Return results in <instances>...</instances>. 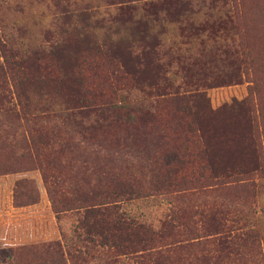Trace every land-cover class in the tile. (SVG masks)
<instances>
[{
  "label": "rangeland",
  "instance_id": "rangeland-1",
  "mask_svg": "<svg viewBox=\"0 0 264 264\" xmlns=\"http://www.w3.org/2000/svg\"><path fill=\"white\" fill-rule=\"evenodd\" d=\"M71 1L0 0V43L5 48L0 49V63L4 65L5 59L13 62L20 60L24 44L31 48V55L25 59L26 72L31 77L49 74L52 79L43 84L31 80L29 86L33 111L25 122L24 135L28 140L30 134L39 137L42 152H50L46 148L57 142L59 137L69 138L73 143L81 140L76 130L87 129L88 122L85 119L76 115L62 120L53 113L57 104H62L67 110L82 105L79 101L76 104L70 94L72 89L82 90V85H91L97 93L102 94L98 98L105 106L126 107L130 104L151 114L138 113L134 118L125 114L121 119H114L108 128L92 130L93 139L82 140V147L72 152L67 148L60 150L53 143V152L48 159L54 158L58 164L56 169L47 170L48 179L26 155L28 152L22 149L24 143L20 135L1 137V161L13 162L18 170L0 174V264L142 263L140 252L119 254L113 246L104 244L95 233L86 232L85 222L89 219L84 216L79 199L86 194L105 190L107 182L97 181L96 173L89 165L94 162L106 163V167L113 168L115 172L131 173L143 186H147L153 176L159 173L157 159L162 150L169 148L162 134L168 128L169 118L163 116L160 110L154 112V108L150 107L158 97L154 95L150 84L162 74L159 65L169 61L177 63V58L165 53L166 47H158L156 52L148 50L143 41L124 46L122 56L116 50L100 48L86 49L80 54V50L72 49L75 35L69 41L64 40L63 44L60 27L70 21L67 19L70 11L93 12L97 8V0H76L75 4ZM135 2L137 0L122 3L119 0H98L102 9ZM254 10L264 13V0H242V6L238 5L242 15L229 22L227 28L235 27L243 31L248 26L260 32L261 36L253 38V45L261 48L264 46V21H258L257 15L253 19ZM129 15L128 10L121 12L123 19ZM229 49L234 55L227 56L235 58V49L238 50V47L234 45ZM148 51L150 54L145 53ZM198 56L206 59L203 53ZM213 56L226 57V54L217 52ZM119 57H125L127 67L124 68ZM64 59L69 60L65 73L62 66ZM183 59L187 62L183 56L178 64ZM4 67L8 68L4 65L3 71ZM202 67L201 72L216 71L212 66L208 69ZM188 68L191 69L188 73L195 70L190 66ZM60 69H63V73ZM127 70L134 75L127 74ZM3 71L0 70L1 78H4ZM77 71L80 79L75 83L73 77ZM6 79V89L2 90L14 96L12 83L9 78ZM250 84L251 77L241 73L237 82L205 84L193 88L186 86L184 89L186 94H201L191 105L206 123L241 131L247 116H255L264 136V86L261 87V93L255 95L248 93ZM263 136L261 140L264 141ZM242 138L237 146H215L212 155L216 162L225 166L234 164L236 168L244 163L248 142ZM22 153L24 155L20 156ZM258 153L264 162V149ZM84 160L90 162L85 163ZM252 180L256 183L255 196L245 204L231 205L230 209L235 210L228 213L227 218L233 231L238 229L259 234V245L258 241L252 243L251 240L245 245V248H250L251 257L245 264H264V259L260 260L251 254L254 248H264V175H255ZM171 194L144 189L139 194L124 197L117 204L119 213L127 220L164 235L159 245L161 248H171L169 262L178 264L181 259L198 255L200 248H211L208 240L217 234H211L208 229L193 233L186 228L190 222L181 224L176 220ZM53 198L56 199L55 203Z\"/></svg>",
  "mask_w": 264,
  "mask_h": 264
},
{
  "label": "trees",
  "instance_id": "trees-1",
  "mask_svg": "<svg viewBox=\"0 0 264 264\" xmlns=\"http://www.w3.org/2000/svg\"><path fill=\"white\" fill-rule=\"evenodd\" d=\"M70 3L75 4L76 0ZM96 4L97 8L93 12L70 11L67 14L70 21L62 25L59 32L63 44L75 35L72 49L80 50V54L86 49L100 48L116 50L122 56L124 46L143 41L151 51L166 47L165 53L176 57L177 63L169 61L159 65L162 74L150 84L154 95L158 96L150 107L154 108V112L160 110L163 116L169 118L168 128L162 132L165 145L169 148L159 154V173L153 176L147 186H143L131 173L115 172L113 168L106 167V163L89 164L96 173L97 181L104 180L107 184L105 190L86 194L79 199L83 214L89 219L85 222L86 232L95 233L104 244L113 246L119 254L140 252L141 264H170L172 249L161 248L159 245L164 235L121 216L117 202L132 194H139L144 189L166 194L177 192L171 194L176 208L174 218L181 224L190 222L186 228L193 233L208 229L211 234H217L208 240L211 248H200L198 255L181 259L178 264H245L251 258L250 248H245V245L250 240L252 243L258 241L259 245L260 236L254 231H233V226L228 224L227 214L235 210L230 209L231 205L245 204L255 196L256 183L252 179L255 175H264V162L258 153L264 149L262 130L255 116H247L241 131L206 123L191 105L201 94H186L184 89L186 86L193 88L205 84L237 82L242 73L251 77L248 93H261V87L264 86V46L256 48L253 45V38L261 36L260 32L248 26L243 31L235 27L227 28L229 22L242 15L238 11L242 0H137L134 4L127 3L112 9H102L98 0ZM123 10L129 11L128 18H122ZM252 15L253 19L257 15L258 21H264L263 12L256 13L254 10ZM234 45L238 47L236 53L234 50L237 55L229 58L227 55H234L229 49ZM22 47L20 60L13 62L5 59L4 65L8 68L4 67V71V65L0 63V70L4 72V78L0 75V138L20 135L24 143L22 149L28 152L26 155L34 165L43 171L45 179H48L47 170L56 169L58 164L54 158L48 159L53 152V143L60 150L67 148L72 152L82 147V140L93 139L92 130L108 128L114 119H121L125 114L131 118L138 113L151 114L150 111L141 107L134 108L130 104L126 107L105 106L98 98L102 94L97 93L91 85H82V90L72 89L70 92L76 104L79 101L82 105L67 110L62 104H57L53 113L62 120L76 115L85 119L88 122L87 129L76 130L81 140L73 143L69 138L59 137L57 142L46 148L50 152H42L39 137H32L28 131V140L23 133L27 117L33 111L29 85L31 80L43 84L52 79L49 74H35L31 77L26 72L25 59L31 55V48L24 44ZM0 49L5 50L2 43ZM217 52L226 54V57L215 58L213 54ZM145 53L150 54L149 51ZM201 53L206 59L198 56ZM183 56L187 62L183 59L178 64ZM122 61L124 68L127 67L125 57ZM68 62L66 59L62 61L64 73L68 69ZM189 66L195 68L194 72L188 73V70L191 71ZM202 66L206 69L212 66L216 71L201 72ZM126 73L133 74L128 70ZM79 75L78 71L74 73L75 83H78ZM6 78L12 83L14 96L2 90L6 89ZM241 138L248 142V151L244 153L248 161L246 159L237 168L234 164L225 166L217 163L212 155L215 146H237ZM16 170L13 162L0 159V174ZM251 254L263 260L264 248H254Z\"/></svg>",
  "mask_w": 264,
  "mask_h": 264
}]
</instances>
